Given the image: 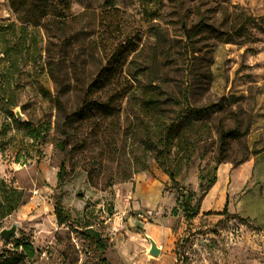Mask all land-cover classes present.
<instances>
[{
    "label": "rangeland",
    "instance_id": "obj_1",
    "mask_svg": "<svg viewBox=\"0 0 264 264\" xmlns=\"http://www.w3.org/2000/svg\"><path fill=\"white\" fill-rule=\"evenodd\" d=\"M60 1L62 31L50 33L0 0V256L28 243L36 255L21 264H264V219L243 212L256 157L234 164L264 153V0ZM201 23L204 31L187 35ZM127 46L135 52L114 65L115 80L87 93ZM47 47L62 84L44 66ZM65 54L79 77L68 111L117 94L119 113L77 123L64 152L54 97L68 83ZM150 94L177 127L167 153L150 142L160 123L144 103ZM190 109L200 116L184 117ZM227 130L243 135L222 147ZM214 176L221 185L204 194ZM261 198L251 211L264 214ZM186 201L200 206L190 222ZM14 225L6 241L1 233Z\"/></svg>",
    "mask_w": 264,
    "mask_h": 264
},
{
    "label": "trees",
    "instance_id": "obj_2",
    "mask_svg": "<svg viewBox=\"0 0 264 264\" xmlns=\"http://www.w3.org/2000/svg\"><path fill=\"white\" fill-rule=\"evenodd\" d=\"M12 9L19 14L20 21H22L26 25H31L34 27H38L41 25V23L45 25V29L48 32H53L54 30L62 31V25L64 22H62V19H65V15H63L60 10L59 6L62 3L60 0H9ZM148 4L156 5L159 3V0H140ZM64 3V2H63ZM65 9H67L65 7ZM145 13H149V11L144 7ZM148 11V12H147ZM206 24L201 23L195 27H193L191 30L187 31V35L195 36L204 31L206 28ZM128 47V48H127ZM126 49L117 48L115 50L114 58L116 59V62L113 64L112 61H110L109 68H106L104 70H101L97 77L92 81V83L88 86L87 93L89 92H95V90H103L106 88L107 85L111 84L115 80L116 76V68L114 65L120 63L121 61H124L127 55L129 53L135 52V49L132 48V46H127ZM46 53V62L45 67L47 70V73L51 80L55 84H62L66 81V78H62V76L59 74V71L57 69H54L53 62L55 60V57L53 56V52L49 49V47L45 50ZM70 57L68 61L73 59L70 63L69 67V74H67V84L63 85V90L59 91L57 95L54 97V102L56 104L57 110H58V118L56 123L60 127V135L63 138L58 143V147L62 151H67L68 146L70 145L71 139H72V130L74 129L75 125L77 123L89 121L91 118L98 117V118H113L119 113L118 106H117V94L115 96H111L105 101H102L101 99L96 100L92 102L91 100H88L87 98L83 100L82 105L78 108H71L69 111L67 109V101L70 100L71 94L75 91H78L77 86H73L72 84L74 81L79 82V77L76 73V66L74 65V57L71 54H65ZM68 61H58V64H66L68 65ZM68 69V66H67ZM85 89V88H84ZM167 101V100H166ZM144 103L147 108L152 110V113L156 115L157 122L160 121V123H157L153 129L154 132H152V138L150 139L151 144L154 147L159 148L160 146L163 147V150H160L162 153H167L169 151V143L172 140L174 131H177V127H174L172 124L167 125L166 122H164L163 117L160 115L161 112V105L163 104V101L159 98H155L153 94H150V96L144 97ZM202 110L198 109H190L189 111H186V115L184 117H199ZM49 127L45 129V132L49 131ZM32 138L35 140L40 139L41 134L39 130H31ZM154 133V136H153ZM243 134L239 132L238 130H227L223 131L220 137L221 145L222 147H225L229 141L236 140L239 137H241ZM251 155H254L256 157L255 165H254V171L252 174V178H257L254 182V185L252 188H248L245 192V202L244 203V214L248 217H262L264 219V214L259 211H251L250 206H253L261 201V196H263L264 199V153H262V150H254L251 153H248L241 161L234 163L235 165L240 164L242 162H245L249 159ZM160 163L168 165L170 167V163L168 158H162L160 160ZM223 164V161L220 160L218 162V165ZM63 172L64 168H61L60 173L58 174V180L60 184H62L63 179ZM169 175L172 181H174L176 174L174 170H169ZM218 179L216 176L212 177L206 184V187L204 188V194H207L208 191L217 183ZM16 193V192H15ZM259 195H255V194ZM7 202H10L9 199L6 200ZM20 201V195L18 201L12 205L9 209V212H14L17 207L19 206ZM228 207V203L226 204V208ZM200 212V206H192L189 201H186L184 203V213L186 220L188 222L192 221L194 218H196L199 215ZM60 224H63L67 221L66 218H58ZM264 225L262 226V228ZM22 248V252L19 254H14L13 258L0 256V264H21L25 259H34L36 252L33 249L31 244H23L20 247L18 246V249ZM101 249H103V246L101 245Z\"/></svg>",
    "mask_w": 264,
    "mask_h": 264
},
{
    "label": "water",
    "instance_id": "obj_3",
    "mask_svg": "<svg viewBox=\"0 0 264 264\" xmlns=\"http://www.w3.org/2000/svg\"><path fill=\"white\" fill-rule=\"evenodd\" d=\"M80 196H82V194H80ZM16 231H17V226L14 225L12 229L4 230L1 233V237L4 238L6 241H8L12 236H16ZM150 242H151V247L149 251L150 254L156 257L159 256L161 253V250L158 247L157 243L153 239H150Z\"/></svg>",
    "mask_w": 264,
    "mask_h": 264
},
{
    "label": "crops",
    "instance_id": "obj_4",
    "mask_svg": "<svg viewBox=\"0 0 264 264\" xmlns=\"http://www.w3.org/2000/svg\"><path fill=\"white\" fill-rule=\"evenodd\" d=\"M222 174L224 175V174H226L228 171H229V167L228 166H225V167H223L222 168ZM222 175V176H223ZM223 180H224V176H223V178H222ZM220 180V179H219ZM221 180L220 181H218L217 183H216V186L214 187V190L216 189L217 190V188L221 185Z\"/></svg>",
    "mask_w": 264,
    "mask_h": 264
}]
</instances>
